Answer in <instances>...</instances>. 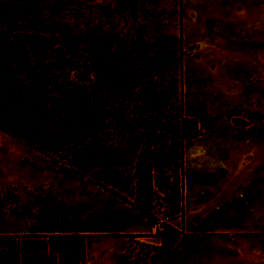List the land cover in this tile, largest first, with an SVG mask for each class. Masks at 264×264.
Listing matches in <instances>:
<instances>
[{
	"label": "rangeland",
	"instance_id": "rangeland-1",
	"mask_svg": "<svg viewBox=\"0 0 264 264\" xmlns=\"http://www.w3.org/2000/svg\"><path fill=\"white\" fill-rule=\"evenodd\" d=\"M261 146L264 0H0V264H264Z\"/></svg>",
	"mask_w": 264,
	"mask_h": 264
},
{
	"label": "crops",
	"instance_id": "crops-1",
	"mask_svg": "<svg viewBox=\"0 0 264 264\" xmlns=\"http://www.w3.org/2000/svg\"><path fill=\"white\" fill-rule=\"evenodd\" d=\"M254 151H255V154H253V155L257 156L259 162H261V165L264 168V147L261 146L258 149L255 148ZM256 192H257V195H255L256 198H261L258 192H262V194L264 195V189L262 190V189L258 188V190H256ZM90 231L93 233H96V234L97 233L102 234V233H109L111 231V228L101 227L99 224L93 223L91 228H90ZM27 239L37 241V238L27 237V238H23L19 242V245H20V243H22L23 241H25ZM40 241L42 242L40 245L41 251L46 256L52 257L54 259L55 263L58 264L57 256L55 254L49 253L48 248H47L48 247L47 242L44 241V239H40ZM213 241L215 243L218 242L220 246H221V243L224 244L223 240H221V239H219L217 242L215 241V239H213ZM249 241H250V238L238 241L237 243H235L234 249L223 246V248L221 249L223 257L225 256V253L230 249L232 250V252H235L237 256H244V257L247 256L248 257L249 255H251L253 253V250H255L254 249L255 248V246H254L255 241L254 242H249ZM33 245H35V244H33ZM34 247L37 248V245H35ZM90 250H91L90 248L88 250H86L85 259L83 261L79 262L78 264H114L110 260L111 252L112 253L115 252V254L117 256H119V260H120V258L122 259V257L120 256V251H121L120 248L115 249V250H111L109 247L104 245V246H101L99 248L98 247L93 248L91 251ZM20 257H21V262H22V252H20ZM89 258H91L92 263L89 262ZM222 261H226V260H221V262ZM160 262H161V259H160ZM214 262H216V260H210L206 264H213ZM22 264H23V262H22Z\"/></svg>",
	"mask_w": 264,
	"mask_h": 264
},
{
	"label": "trees",
	"instance_id": "trees-1",
	"mask_svg": "<svg viewBox=\"0 0 264 264\" xmlns=\"http://www.w3.org/2000/svg\"><path fill=\"white\" fill-rule=\"evenodd\" d=\"M114 1V6L119 8V10H128L131 12L133 17H135L137 0H112ZM62 239H65L63 237ZM49 244L50 241H49ZM77 247V246H76ZM71 243L66 244L61 243L58 248H54L52 244L50 245V250L55 251L58 254V263L59 264H78L84 259V246L82 238L78 244V247L75 251L71 252Z\"/></svg>",
	"mask_w": 264,
	"mask_h": 264
}]
</instances>
